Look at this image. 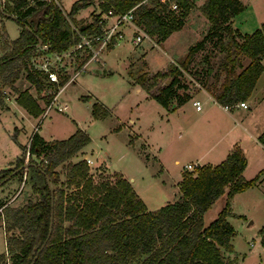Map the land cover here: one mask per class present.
<instances>
[{"label": "trees", "instance_id": "obj_1", "mask_svg": "<svg viewBox=\"0 0 264 264\" xmlns=\"http://www.w3.org/2000/svg\"><path fill=\"white\" fill-rule=\"evenodd\" d=\"M92 2L77 0L64 12L54 0H6L4 5L0 0V16L11 17L21 26L19 35L9 39L0 25L3 51L0 80L14 86L25 71L38 97L24 89L19 91L16 101L32 116L38 117L43 111L37 99L49 103L54 95L49 90L57 88L31 66L32 51L40 42L49 44L53 50L69 47L78 40L72 24L82 34L100 31L98 14L90 21L75 17ZM100 2L102 11L122 13L134 8L136 24L159 43L182 28L184 10L194 6L193 0ZM171 2L176 3L177 11L170 8ZM245 8L241 0H205L201 5L209 21L205 37L192 44L176 63H171L166 75L157 72L147 77L141 73L135 81L150 91L158 76L170 79L156 91H150V96L171 111L191 98L185 72L222 105L245 101L264 70V22L250 33L234 26V16ZM210 40L213 44L200 61L202 65L192 69L193 57ZM219 54L222 55L217 63H211L210 58ZM243 57L248 58L246 65ZM151 78L153 81L148 83ZM0 106L4 108L1 95ZM109 114V108L101 101L93 102L95 118ZM90 140L88 132L79 126L63 139L46 140L38 131L32 134L29 151L33 156L29 158L28 169L33 170L31 177L38 198L29 199L19 207L0 199V216L6 215L5 230L9 232L8 256L0 253V264H30L36 255L34 264H238L232 255L236 230L227 218L231 213V198L256 186L262 173L249 179L243 176L247 159L239 147H234L219 163L185 170L179 183V198L148 209L128 179L120 176L113 182L95 183L84 160L69 163L66 168L68 183L74 189L67 193L54 187L59 182L57 166ZM259 140L264 144V131ZM40 156L42 159L37 161ZM24 164L25 153L17 158L14 168L3 169L0 186L23 172ZM224 193V207L204 225V213Z\"/></svg>", "mask_w": 264, "mask_h": 264}, {"label": "rangeland", "instance_id": "obj_2", "mask_svg": "<svg viewBox=\"0 0 264 264\" xmlns=\"http://www.w3.org/2000/svg\"><path fill=\"white\" fill-rule=\"evenodd\" d=\"M5 1L1 0L3 5ZM59 1L63 10L68 12L72 3L77 0ZM241 1L247 7L237 16L234 26L241 31H250V24L251 29H255L257 25L260 26L264 22V0ZM201 2L202 0H193L194 6L184 10L186 23L182 30L173 37H167L161 43L157 42L154 36L148 35L136 45L133 41V26L125 25L124 37L117 44L103 51L96 60L89 63L85 71L64 87L58 98L59 102L67 104V109L63 111H58L54 106L44 115L48 103L37 99L43 111L38 117H34L20 106L14 105L19 91L24 89H28L34 97H38L35 87L26 79L25 71L21 73L14 86L0 80V95L3 96L4 103V109L0 106V175L3 169L15 167L17 158L24 155L35 131L47 139H63L71 135L79 126L88 132L91 140L85 147L86 151H78L69 160L57 166L59 182L54 185L55 188H63L67 193L74 189L68 183L66 168L69 163L85 161L87 152L95 161L87 165L88 174L95 183H100L102 180L113 182L123 175L134 184L135 189L140 192V196L150 207L158 206L167 198L168 193L171 199V190L166 193L163 185L174 186L172 190H175L177 186L180 171L179 166L172 162L173 158L179 156L181 165H183L189 159V155L186 154L188 150L198 143L199 137H202V134H199L200 129L207 130L212 124V118L219 120L227 113L212 101L206 102L202 111L205 115L198 118L201 120L196 123L199 130L186 133L183 130L184 122L178 120L176 116L171 118L170 110L155 99L146 97L147 92L150 95V91H156L158 87L164 85L170 64L182 58L188 48L203 39L208 32L209 21L201 10ZM100 3V0H93L83 11L79 12L80 14H75L76 19L90 21L95 14L102 11ZM252 11L260 24L254 25L250 21ZM111 22V18L106 19V23ZM0 25L9 39H15L19 35L21 26L15 19L5 15L0 16ZM175 40L181 43L178 51L180 54L173 50ZM212 44V40L207 41L205 48L195 54L190 66L192 69L202 65L200 61L211 49ZM185 46H187L186 52L181 54ZM1 47L2 41L0 40V55L3 53ZM221 55L211 57V63H217ZM83 57L82 53L78 56L80 59ZM80 59L76 58V61ZM247 62L248 58L243 57V65ZM157 72L165 73V75L157 77L155 81L158 82L150 91L142 89L138 92L132 85L131 75L135 78L141 73H146L147 77H152ZM185 79L188 81L187 78ZM150 81H153L152 78L148 83ZM138 84L143 87L142 83ZM263 88L264 76L259 82L255 95L259 96ZM51 89L53 90H49L50 93L56 88ZM95 100L103 102L110 109L111 114L104 118H95L92 115V105ZM246 101L248 108L234 105L228 111L236 114L238 119L241 118L253 108L250 98ZM261 107H264V100L261 102ZM188 110L194 118L195 110L192 108ZM133 118L135 124L130 122ZM132 129L140 132L152 144L148 149L149 154L141 151V143L144 140H136L130 135ZM221 132L222 128L217 130L214 136L204 137L205 141L201 143L200 148L207 149ZM242 142V147L245 146L244 148L248 150L245 156L249 159L243 175L249 176L247 177L249 179L263 167H258V164L253 162L248 142L244 140ZM158 145L163 147L161 156L168 170L161 169L158 160L160 156L157 155L156 150ZM40 159L42 156L37 161ZM24 173L25 169L9 182L7 181L8 183L0 186L2 202L6 201L12 207H19L29 199L38 198L31 177L33 170L27 169L25 181H23ZM225 202L226 195L224 194L216 199L203 215L204 225L216 218ZM227 218L236 230L232 240L234 245L232 255L236 257L237 263L264 264V170L256 186L239 192L231 198V213ZM7 224L6 215L0 216V252L5 253L6 256H8L6 236L9 234L5 230ZM7 259L9 263L10 260Z\"/></svg>", "mask_w": 264, "mask_h": 264}, {"label": "crops", "instance_id": "obj_3", "mask_svg": "<svg viewBox=\"0 0 264 264\" xmlns=\"http://www.w3.org/2000/svg\"><path fill=\"white\" fill-rule=\"evenodd\" d=\"M204 1L205 0H202L201 4ZM85 8L80 9L78 11V14H80L79 12L83 11ZM240 13H242V12H240ZM240 13L234 16L233 21L236 20L237 16H239ZM250 21H252L254 23V25L255 24H260V22L255 18V14H254L253 11H252V20H250ZM185 23H186V21H185ZM183 26H182V28H183ZM251 27L252 26L250 24V31L243 30L242 32L243 33H245V32H249L250 33V32H252L253 30H255L259 26L257 25L255 27V29H253V28L251 29ZM182 28L179 29V30H176V31L172 32V34H170L169 36H172V37L175 36L176 34H178L179 31L182 30ZM173 44H174V46H173ZM173 44H172V46H173L174 52H175V50H176V52H178L179 49H180V44L181 43L180 42H176V40H175ZM186 49H187V46H185L184 51L181 54H184L186 52ZM178 54H180V52H178ZM263 64H264V58H263ZM263 76H264V70L261 73L260 77L258 78V80H257V82H256V84L254 86V89H253V91H252V93H251V95L249 97L250 100H251V102H252V104H253L252 110L250 112H248V113L243 114L241 116V118L238 119L236 117V114L231 113L228 110L224 109L223 108V105L220 104V103H218L188 73H186V72L184 73V78H187V80H188V81H186V83L190 86V89L188 91L191 93V98L188 99L183 104L179 105L175 110H173V111L170 110L171 112L169 114L171 116V118H174V116H176V118L178 120H181L182 122H184V128H183L184 132L187 133V132H189L191 130H196V129L199 130V128L196 126V123L199 120H201V119H198V118H200V117H202V116L205 115V113H203L202 111L204 109V104L206 102H209L210 103V101H212L213 104H216V105L220 106L227 113H226V115L223 118H221L219 120L218 119L215 120V119L212 118V122H211L212 124L210 126H208L207 130L205 128L200 129L199 134L201 133L202 134V137L201 138L199 137V141H198V143L195 144L194 147H192L190 149L188 148L189 150H188V152L186 154L189 155V159L186 162H184L183 165H181V161H180L179 156H175L173 158L172 162L175 165L179 166V171H180L179 178H177L178 179L177 180V186H176L175 190H172V188H174V186L167 187L165 184L163 185L164 186L163 188L166 191V193H168V190L169 191L171 190V195H172L171 196V199H170V196H169L170 194L168 193V196H166L167 197L166 198L167 200L165 199L163 202H160V204L158 206L150 207L145 202L146 205H147V207H148V209H156V208L164 205L165 203H167L169 201H174V200H176V199L179 198L180 193H181L180 187H179V183H180V181L182 179L183 172L185 171L183 169L184 168L183 166L185 164H188V163H197L198 165H204V164H215V163H219L236 146L239 147L242 150V152L244 153V155H245V153H247L248 150L246 148H244L245 146L242 147V144H243L242 141L243 140L244 141H247L248 144H249L250 153L253 156L252 157L253 162L257 163L258 164V167H263V169H261L259 172H262L264 170V144L259 140L260 134L264 131V107H261V102H263V100H264V90L262 91V93L259 96L258 95H255V92L257 90V87L259 85V82L261 81V79H262ZM131 80H132V85L136 87V90L138 92H140L142 89H144L142 86H140L135 81V79H134V77L132 75H131ZM167 81H170V79H167ZM60 93L58 94L57 99L59 98ZM146 97L152 98L149 95L148 92L146 94ZM152 99H154V98H152ZM194 100H199L201 102V104H202L201 109H197L196 108V106L193 104V101ZM203 101H204V103H203ZM245 102L247 104V101L246 100H245ZM14 105L20 106L21 108H23L24 110H26L23 106H21L20 104L17 103L16 98L14 100ZM248 107H249V105H248ZM248 107H246V108H248ZM189 108H192L193 110H195L196 116L194 118H192V116L189 114V110H188ZM167 110H169V109H167ZM27 113H28V111H27ZM110 114H111V111H110ZM29 115H31V114H29ZM206 117H208V116L206 115ZM130 122H132L134 124L136 123L134 121V118L133 119H130ZM209 124H210V122H209ZM139 127H140V125H139ZM221 128H222L221 134H219L217 136L216 140L207 149H203V147L200 148L201 143H204V141H205L204 137H209V136L215 134V132L217 130L219 131V129H221ZM244 134H245V136H244ZM130 135L133 136L134 138H136V140L137 139L144 140L141 143V151L142 152L145 151L147 154H149L148 149L151 148L150 146L152 144L150 142H148V140H146L141 135L140 132H138V131H136L134 129H132V133ZM41 136L44 139H46V140L53 139V138H50V139L48 138L47 139L43 135H41ZM132 141L135 142V140H131V142ZM85 147H83L79 152L84 151L85 150ZM156 150L158 152L157 155L160 156L158 158V160L160 161L161 169L162 170H168V167H165V162H164V160L162 159V156H161V152L163 150V147L161 145L160 146L158 145ZM86 156L89 157V158H91V156L88 155L87 152H86ZM148 157L149 156H147V158ZM245 157H247V156H245ZM246 159H247V165H246L245 169L247 168V166L249 164V159L248 158H246ZM92 162H95V161L92 159ZM244 170H243V173H244ZM243 176L246 177V178L249 177V176H245V175H243ZM124 178L128 179L127 177H124ZM130 180H132V179H130ZM131 184L133 185V187L135 189L134 184L132 182H131ZM135 190H136V192L140 196V192L137 189H135ZM224 195H226V193H224ZM0 253H2V252H0Z\"/></svg>", "mask_w": 264, "mask_h": 264}, {"label": "built area", "instance_id": "obj_4", "mask_svg": "<svg viewBox=\"0 0 264 264\" xmlns=\"http://www.w3.org/2000/svg\"><path fill=\"white\" fill-rule=\"evenodd\" d=\"M54 1L61 7L59 0ZM170 8L175 11L178 10V7L174 2L170 3ZM98 15L99 23L101 24L100 31L82 34L72 24L74 30L78 34V40L69 47L63 50H53L49 44L39 43L32 51L30 56L31 66L38 72L44 74L48 83L57 86L52 99L45 107L44 115L54 106L58 111H63L67 108L66 104L58 101V94L66 85L75 80L81 72L85 71L90 62L96 60L103 51L107 50L112 45L114 46L124 37L125 29L123 28L125 25L129 24L133 26V41L136 45L143 41V37L148 36L146 31L135 22L134 8L122 13H114L109 9L108 11H101ZM107 18L112 19L110 24L106 23ZM81 53L84 54L82 59L78 58ZM76 58L80 60L76 61ZM193 104L197 109H201L202 107L199 100H194ZM235 106H242L244 108L248 107L245 101H240L235 104ZM232 107H234V105H223V108L226 110H229ZM25 154V173L23 181H25L27 177L29 158L33 156L29 151V144ZM85 161L87 165L93 163L92 159L89 157H86ZM197 166V163H188L183 167L186 170H193Z\"/></svg>", "mask_w": 264, "mask_h": 264}, {"label": "water", "instance_id": "obj_5", "mask_svg": "<svg viewBox=\"0 0 264 264\" xmlns=\"http://www.w3.org/2000/svg\"><path fill=\"white\" fill-rule=\"evenodd\" d=\"M40 43H41V42H40ZM47 181H48V183H50L48 178H47ZM52 221H53V217H51V219H50V229H49V232L51 231ZM41 248H42V247H41ZM36 256H37V255H36ZM36 256L34 257V259L32 260V262H31L30 264H34V260L36 259Z\"/></svg>", "mask_w": 264, "mask_h": 264}]
</instances>
